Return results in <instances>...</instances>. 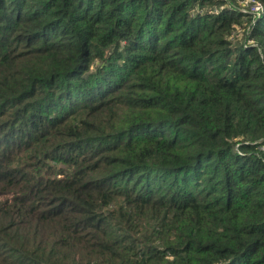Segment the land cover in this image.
<instances>
[{
  "label": "trees",
  "instance_id": "obj_1",
  "mask_svg": "<svg viewBox=\"0 0 264 264\" xmlns=\"http://www.w3.org/2000/svg\"><path fill=\"white\" fill-rule=\"evenodd\" d=\"M243 1L0 0V264H264Z\"/></svg>",
  "mask_w": 264,
  "mask_h": 264
},
{
  "label": "built area",
  "instance_id": "obj_2",
  "mask_svg": "<svg viewBox=\"0 0 264 264\" xmlns=\"http://www.w3.org/2000/svg\"><path fill=\"white\" fill-rule=\"evenodd\" d=\"M244 5L250 7V12L256 15L260 14L261 11L264 10V6L261 2L257 0H244Z\"/></svg>",
  "mask_w": 264,
  "mask_h": 264
}]
</instances>
